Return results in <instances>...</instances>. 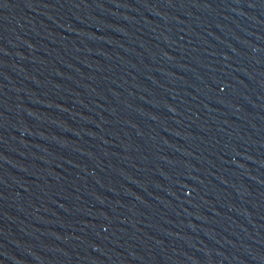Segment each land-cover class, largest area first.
Masks as SVG:
<instances>
[{
	"label": "water",
	"instance_id": "water-1",
	"mask_svg": "<svg viewBox=\"0 0 264 264\" xmlns=\"http://www.w3.org/2000/svg\"><path fill=\"white\" fill-rule=\"evenodd\" d=\"M0 264H264V0H0Z\"/></svg>",
	"mask_w": 264,
	"mask_h": 264
}]
</instances>
